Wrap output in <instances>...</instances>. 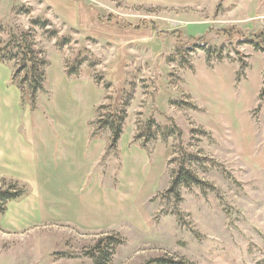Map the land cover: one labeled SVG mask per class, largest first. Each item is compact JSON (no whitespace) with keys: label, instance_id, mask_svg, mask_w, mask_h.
<instances>
[{"label":"rangeland","instance_id":"rangeland-1","mask_svg":"<svg viewBox=\"0 0 264 264\" xmlns=\"http://www.w3.org/2000/svg\"><path fill=\"white\" fill-rule=\"evenodd\" d=\"M63 1L74 22L0 0L9 86L20 47L49 66L19 107L36 191L0 171L26 193L0 214V264H264V0ZM181 167L201 184L173 189Z\"/></svg>","mask_w":264,"mask_h":264},{"label":"crops","instance_id":"crops-1","mask_svg":"<svg viewBox=\"0 0 264 264\" xmlns=\"http://www.w3.org/2000/svg\"><path fill=\"white\" fill-rule=\"evenodd\" d=\"M45 1L58 10L69 21L74 22L73 18L69 17V14L74 13L69 11L70 9L66 2L63 0ZM2 68L5 67L0 65V69ZM5 69L7 70V73H0V78L2 75H6L3 84L0 81V160L3 162L0 164V171L8 173L19 180L29 182L32 187L34 186L33 188L35 190L34 152L29 145L30 141L27 142L19 134V127L21 126L19 107L22 101V94L16 86H9L11 73L9 69ZM27 124L30 125L29 122ZM38 204L39 201L37 200L36 215L39 213ZM39 218L44 219L42 215H40Z\"/></svg>","mask_w":264,"mask_h":264},{"label":"trees","instance_id":"trees-1","mask_svg":"<svg viewBox=\"0 0 264 264\" xmlns=\"http://www.w3.org/2000/svg\"><path fill=\"white\" fill-rule=\"evenodd\" d=\"M135 30H140L139 27H137ZM251 44H255L259 46V44L256 42H252ZM260 47V46H259ZM22 49V52L20 53V60H18L20 69L18 70V73H25L23 77L22 83L15 84L16 87L21 91L22 97L26 94L29 97L30 104L32 106L35 104L36 97L40 94L44 93V83L46 82V73H45V66L47 65L44 62L39 61L34 57V53L31 50L30 47H20ZM262 50H264V47H260ZM10 50V49H8ZM2 52H7V50H0V63L4 65H12V60L15 59V57L12 54V51L8 52V55L5 58H9L8 60H4V58H1ZM28 65V66H27ZM48 66V65H47ZM49 67V66H48ZM29 68V69H28ZM17 73V74H18ZM69 77H76L77 72L76 71H70L66 73ZM17 77V75H15ZM16 77H13L12 81L15 83ZM24 99L22 98V101ZM24 102V101H23ZM111 124L106 121L104 126H107L110 124V128L113 134L112 140H111V148L116 150L117 145L119 141L121 140V137L123 135L122 127L120 125V120H116V115H113L111 117ZM201 184L200 181L193 176V174L186 170L185 167H181L179 172L177 173L174 183H173V189H176L179 186H192ZM16 187H11L10 190L4 191L0 193V214H5L7 212L6 206L10 203L16 202L23 197L26 196V193L21 192L20 190L15 189ZM109 241L108 239L106 241H102L101 243H105ZM156 263L158 264H183L180 262H174L172 260H166L161 259L158 260Z\"/></svg>","mask_w":264,"mask_h":264}]
</instances>
